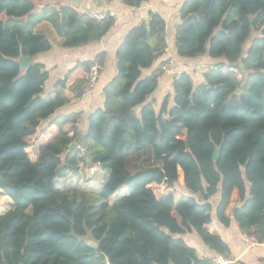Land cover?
<instances>
[{
  "label": "trees",
  "instance_id": "16d2710c",
  "mask_svg": "<svg viewBox=\"0 0 264 264\" xmlns=\"http://www.w3.org/2000/svg\"><path fill=\"white\" fill-rule=\"evenodd\" d=\"M150 1L121 0L131 9ZM34 11L32 0H0V191L12 200L0 215V264H212L182 237L196 233L230 257L215 221L264 244V0L183 3L177 55L224 62L201 80L175 78L174 106L165 99L159 112L150 98L167 62L143 72L168 43L165 20L151 13L118 48V74L84 136L81 113L58 114L70 103L66 83L44 96L45 66L19 63L51 50L35 32L42 18L24 23ZM57 14L65 48L99 42L115 24L69 6ZM84 82L72 87L78 96ZM84 160L106 172L99 191L60 189Z\"/></svg>",
  "mask_w": 264,
  "mask_h": 264
},
{
  "label": "crops",
  "instance_id": "0c3cea01",
  "mask_svg": "<svg viewBox=\"0 0 264 264\" xmlns=\"http://www.w3.org/2000/svg\"><path fill=\"white\" fill-rule=\"evenodd\" d=\"M186 0H174L164 2L163 0H151L143 4L140 8L131 9L122 4L121 0H32L35 4L33 17L25 18L24 23L35 21L42 18V21L35 28V32L42 34L51 43V50L36 55L32 60L45 66L49 72V80L45 85L44 96H49L56 84L60 81L66 83L64 89L65 95L70 99V103L59 110L58 114L67 115L81 113L82 119L79 125V131L84 136L88 129V119L90 115L99 108H103L105 98L104 88L117 76V51L125 40L131 29L143 23H148L150 14L160 15L166 23V36L168 43V53L165 54L150 69L143 72V77L150 76L162 62H174L175 66L182 73H188L199 80L203 75L210 71L215 65L223 63L221 59H211L205 55L196 59H183L177 55L175 43L176 28L181 23L180 10ZM73 3V4H72ZM72 7L81 14L113 13L115 15V24L110 33L101 41L81 46L78 48H65L63 46L65 37L60 30L62 19L57 12L62 7ZM102 59V71L96 91L89 98H82L78 93L72 90L77 82H84L88 71L82 64L87 62L99 61ZM165 99L169 100L170 108L174 106V78L163 75L159 81V87L151 96L150 101L155 104L157 112L161 110ZM81 170L77 174H71L65 181L60 182V189H82L92 191V186L96 185L97 179L99 189L105 181L106 172L100 166H87L84 160ZM88 175L92 178L87 185L82 186L81 176ZM78 180L81 184H71ZM84 189H83V188ZM185 191L183 186L180 187ZM0 194L4 195L1 191ZM6 206L0 210V215L5 214L12 207V200L7 196H2ZM219 197L213 200L214 206L217 205ZM216 233L230 247L231 256L235 260L234 264H264V244H259L256 248L249 249L245 244V236L240 232L238 224L233 222L231 227L225 228L215 221ZM184 241L197 250L200 259H212L218 254L205 246L201 238L196 233L184 235Z\"/></svg>",
  "mask_w": 264,
  "mask_h": 264
},
{
  "label": "built area",
  "instance_id": "2783aa9c",
  "mask_svg": "<svg viewBox=\"0 0 264 264\" xmlns=\"http://www.w3.org/2000/svg\"><path fill=\"white\" fill-rule=\"evenodd\" d=\"M164 2H172L174 0H163ZM91 18L100 21L107 17H115L113 13H97V14H88ZM102 71V65L100 62L95 61L89 68L87 78L81 88V97L89 98L96 91L98 86L100 76ZM183 74L180 70H178L175 66V63L170 61L163 69V75L171 76L174 79L179 78ZM240 78V75H239ZM245 244L247 248L253 249L256 248L259 244L252 236H245ZM235 260L225 255H217L212 258V264H234Z\"/></svg>",
  "mask_w": 264,
  "mask_h": 264
},
{
  "label": "rangeland",
  "instance_id": "374dc122",
  "mask_svg": "<svg viewBox=\"0 0 264 264\" xmlns=\"http://www.w3.org/2000/svg\"><path fill=\"white\" fill-rule=\"evenodd\" d=\"M253 36H255V34H253ZM248 46H249V43H248ZM146 158H148V156H146ZM143 159V161L141 162L142 163V165H144V166H152V164H153V160H147V159ZM133 163H134V161H131V165L133 166ZM135 165H136V162H135ZM81 177H84V178H82L83 180V182H82V186L84 187L85 185H87L91 180H93L94 179V177H90L89 175H88V177L85 175V176H81ZM101 181V179L100 180H98L97 179V184L96 185H93L92 186V191H90V192H92V193H97L98 191H99V182ZM71 184H81L77 179L75 180V181H73V183H71ZM82 187V188H83ZM86 188V190L88 189V187H85ZM84 189V188H83ZM2 196H4V195H2V194H0V210H2V208H4L3 206H6V204H5V201L3 200V198H2ZM87 239L89 240V238L87 237ZM89 242H92L91 240L89 241Z\"/></svg>",
  "mask_w": 264,
  "mask_h": 264
},
{
  "label": "water",
  "instance_id": "95a60500",
  "mask_svg": "<svg viewBox=\"0 0 264 264\" xmlns=\"http://www.w3.org/2000/svg\"><path fill=\"white\" fill-rule=\"evenodd\" d=\"M72 4H73V3H72ZM251 21L253 22V21H254V18H252ZM19 63H20V65H21L22 69L25 70V69H27V68H29V67H31V66L33 65V60H32L31 58H29V57H24V56H22V57L19 59ZM237 93L240 94L241 91H240V90H237ZM81 140H84V137H81ZM77 146H78L77 143H73V144H71L70 147H69L68 153L73 152V150H74ZM86 153L88 154L87 151H86ZM218 155H219V150L216 149V150H215V153H214V155H213V159H214V160H217V159H218ZM89 245H90L92 248H94V249H98V248H99L98 244H96V243H94V242H89Z\"/></svg>",
  "mask_w": 264,
  "mask_h": 264
}]
</instances>
